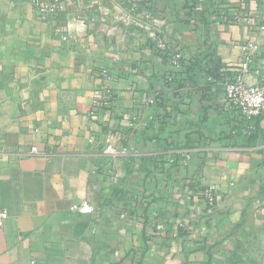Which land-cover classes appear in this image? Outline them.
<instances>
[{
  "label": "crops",
  "instance_id": "obj_1",
  "mask_svg": "<svg viewBox=\"0 0 264 264\" xmlns=\"http://www.w3.org/2000/svg\"><path fill=\"white\" fill-rule=\"evenodd\" d=\"M65 2L66 38L0 0V264H264V115L222 86L264 0Z\"/></svg>",
  "mask_w": 264,
  "mask_h": 264
},
{
  "label": "built area",
  "instance_id": "obj_2",
  "mask_svg": "<svg viewBox=\"0 0 264 264\" xmlns=\"http://www.w3.org/2000/svg\"><path fill=\"white\" fill-rule=\"evenodd\" d=\"M35 14L38 19L51 24L56 33L66 38V26L62 18L63 12L66 10L65 0H30ZM124 1V0H116ZM244 49L246 55L244 56L243 71H249V64L254 61L258 45L256 42L249 41ZM184 56L183 49L179 48L176 52L171 54L170 60L173 65H178ZM256 73L260 77L258 83H247L242 75L226 76L222 78V86L224 95L226 98V105L230 109H234L239 112L247 120H255L264 115V54L260 57L259 67L256 68ZM93 142V139L90 140ZM109 152L114 155H120L125 150H118L112 146L108 147ZM34 155H46V152L38 150L37 147H32L30 152ZM203 194L208 203L213 205L215 203V193L213 188L207 187ZM73 212L80 214H90L93 212V206L88 199H85L79 205H75L71 208ZM8 217L6 210L0 211V227L3 226L5 219Z\"/></svg>",
  "mask_w": 264,
  "mask_h": 264
}]
</instances>
